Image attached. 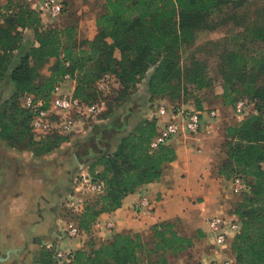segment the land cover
<instances>
[{"label":"trees","instance_id":"1","mask_svg":"<svg viewBox=\"0 0 264 264\" xmlns=\"http://www.w3.org/2000/svg\"><path fill=\"white\" fill-rule=\"evenodd\" d=\"M5 1L0 3V85L7 80L14 91L0 112V138L40 157L71 138L53 133L36 140L31 128L33 113L23 106L25 95L48 102L68 75L76 83L74 96L96 103V83L110 73L119 81L121 95L117 100L123 102L153 69L148 81L151 107L165 99L176 103L184 89L180 61L186 44L194 40L207 14L235 0H105L103 14L96 20L98 33L91 41L79 40L75 24L44 26L40 13L28 0ZM25 31L33 34L37 46L17 57L14 67V52L22 48ZM258 38L264 41V30ZM50 59L55 63L49 77L35 83L33 64L39 67ZM251 60L264 74V55ZM189 80L198 90L209 85L203 74ZM234 81L236 78L226 88ZM244 85L243 91L227 89L224 103L235 105L246 99L255 105L257 114L227 128L228 161L219 174L228 179L232 174L242 176L251 186V192L242 195L234 211L241 224L240 233L231 242L234 258L238 264H264V88L247 82ZM240 95L243 97L238 98ZM194 107L203 109L199 104ZM108 114L109 110L101 119H108ZM157 133V120L144 119L121 138L114 153L94 160L89 172L103 183L104 192L94 201L85 200L82 213L74 217L81 232L90 233L102 214L117 211L128 195L160 180L176 160L172 145L151 149ZM176 223L157 224L149 237L116 234L99 246L90 243L87 249L75 251L73 260L66 264H171L172 257L194 247L192 239L179 234V221ZM47 251L53 264H59L54 251Z\"/></svg>","mask_w":264,"mask_h":264},{"label":"crops","instance_id":"2","mask_svg":"<svg viewBox=\"0 0 264 264\" xmlns=\"http://www.w3.org/2000/svg\"><path fill=\"white\" fill-rule=\"evenodd\" d=\"M43 0H35L32 7L38 11V6ZM66 3V12L59 20H51L41 17L44 26L65 27L75 24L78 27L80 41H91L98 33L97 18L103 14L104 0H62ZM96 2L102 4L96 7ZM2 3V0H0ZM30 31H25L27 35ZM27 43L22 42V48L14 52L17 65V55L26 51ZM37 46L35 42L34 46ZM9 84L12 85L9 87ZM74 91L75 82L61 84L59 93L69 90ZM14 91V85L5 81L0 85V95L5 94L6 88ZM168 102V100H163ZM128 112L122 118L123 124H111L110 119L103 120L105 125L95 130L94 137L98 144H102L99 150L94 149L90 154L80 155L74 153L70 159L60 168L59 175L55 179L40 177V174L28 173L27 168L32 162H41L50 155L37 157L32 152L19 150L0 138V255H15L21 258L30 250L28 240L36 242L37 239H55L59 231V222L63 203L69 192L70 176L81 161L96 159L102 155L112 154L116 151L120 140L134 126L137 118L134 113ZM156 111L151 108L144 111L146 118L152 119ZM169 115L161 119L168 120ZM220 125V124H219ZM219 128L212 133L217 134ZM107 130L103 133L102 129ZM213 137V136H212ZM202 136L184 137L171 143L176 150V160L170 163L163 176L157 182L140 187L135 193L128 195L122 202V206L115 212L102 214L97 221L102 224L112 222L114 229L112 236L116 234H140L149 237L154 226L161 222L176 223L180 235L193 240L194 246L197 239L195 232L201 230L212 237L206 221L201 218L205 214L198 211L205 209L209 213L217 206L211 193L210 173L217 167H222L227 159L225 154L218 156L214 150L215 139ZM67 144V143H66ZM75 165V166H74ZM47 174V172H46ZM66 193V194H65ZM65 194V195H64ZM63 195V196H62ZM148 198L151 209L148 215H138L136 207L142 198ZM201 198H205L201 201ZM215 204V205H214ZM206 205V206H205ZM201 215V216H199ZM208 215V214H207ZM229 218L239 219L234 214L226 215ZM59 221V222H58ZM59 227V228H58ZM102 232L93 227L90 233L82 232L78 239L63 241V248L72 251L83 250L89 237H95L99 242ZM95 241V242H96ZM96 242V243H97ZM194 248V247H193ZM1 255V256H2ZM2 258V257H1Z\"/></svg>","mask_w":264,"mask_h":264},{"label":"rangeland","instance_id":"3","mask_svg":"<svg viewBox=\"0 0 264 264\" xmlns=\"http://www.w3.org/2000/svg\"><path fill=\"white\" fill-rule=\"evenodd\" d=\"M5 2L4 0L2 4H5ZM63 4L64 6L66 5V3ZM101 4L102 2H96V7ZM262 30H264V0L232 1L223 5L218 10L207 14L200 27L196 30L194 40L186 44L185 52L180 61L184 89L179 92L175 102L185 108H193L195 105L199 104L203 108L216 109L219 112V119L214 123V129L219 128V126L221 127L218 133H212L211 137L213 136L215 139V153L218 156H221L222 153L225 154L227 161V144L230 139L227 137L226 130L231 126L241 123L243 120L234 113V104L227 105L224 103V95L229 88L230 91H243L245 87L244 82L251 83L258 88H264V74L251 60L252 58L264 55V41L258 38ZM34 40L31 32L27 35L25 34L23 42L27 43L25 45L26 51L34 46ZM20 55L22 54L17 55V57ZM54 63L55 60L50 59L39 65V67L33 64L35 68L33 81L35 83H40L48 78L50 75V68ZM152 73L153 69L148 72L146 78L138 88H134L128 92L123 102L117 100L121 95L120 87L110 95H97V102L104 103L106 108L105 112L109 110L108 119H110L111 124H115V122L123 124L122 118L126 116L128 112L127 109L134 113V118H137L131 130H133L140 121L146 118L144 111L149 107L151 95L148 93V81ZM196 74H203L206 76L209 85L198 90L197 85L189 80V78H193ZM235 78L236 81H234V84L226 88V84H228L231 79ZM10 86L12 85L9 84V87ZM9 87L6 88L5 94L0 95V112L3 110L5 101L12 96L13 91H10V89H8ZM66 87H69V90L61 93L71 91L70 84ZM240 97L243 96H238V98ZM151 108L157 112V105ZM104 125L105 122L101 121L99 125H96V128L103 127ZM96 128L85 130L71 139L69 143L62 144L59 148L54 149L50 153L51 156L44 161L32 162L28 165V173H38L43 180L46 178H57L60 168L65 163V159H70L75 152L80 155H85L88 153L90 154V151L92 152L94 149L99 150L98 148H100L102 144H98L96 138L93 136ZM106 130L107 129L104 128L102 132L104 133ZM86 160L85 157V162L81 161L79 166L75 164L76 167L74 172H72L70 176L71 185L68 186L67 191H65L69 193L66 201L62 204L64 206L60 215L62 219H60V222L58 221L60 228L58 227L59 231L55 241L74 240L64 238V224L69 221L76 223L74 217L77 214L70 210L68 203L70 196L72 194L74 195L75 189L80 181H82L85 176L90 175L89 168L96 159ZM217 166L213 165V167L216 168L207 176L209 177V182H211L210 189L213 199L215 197L214 200L217 206H215L214 211L212 209L210 213L206 205L205 208L207 213L200 209L198 210L200 214H205V216L201 217L203 221L208 216L228 217L226 215L231 213L234 214V211L243 198L242 195H236L231 192L230 181L234 174L228 179V176L225 177L219 174V170L223 166ZM90 176L92 177V175ZM79 196L91 202L96 200L99 195L86 193L85 195L79 194ZM200 200L204 201L205 198H201ZM199 232L202 231L199 230L195 232L194 238L197 239V242L194 248L179 256L172 257L170 259L171 264H199L202 261H210L223 254L225 256L234 257L231 243L224 248H217L214 244L213 237L203 232V236H200ZM102 236L103 232L99 238V242L95 240V237H89L85 249L89 247L90 243L99 246L112 238L109 234L107 239H103ZM52 238L45 240L39 238L34 243L32 240H28L30 250L28 249L26 254H23L21 258L15 255L11 257L7 255L6 258L0 257V264H48V262H52L53 264L54 260L47 251L50 244H54L56 247V242ZM9 257L10 260L7 262V258Z\"/></svg>","mask_w":264,"mask_h":264},{"label":"built area","instance_id":"4","mask_svg":"<svg viewBox=\"0 0 264 264\" xmlns=\"http://www.w3.org/2000/svg\"><path fill=\"white\" fill-rule=\"evenodd\" d=\"M35 0H28L33 4ZM65 6L62 0H43L38 6L41 17H48L51 20H58L63 14ZM75 82L70 76H66L59 83L52 93L48 102L37 99L33 95H25L23 106L33 113L31 122L32 132L36 140L58 133L62 136H70L71 139L81 134L85 130L94 129L99 125L101 116L106 108L104 103H88L74 96V91L59 93L61 84ZM76 84V83H75ZM120 87L118 79L110 73L104 74L96 83L98 94L110 95ZM157 112L154 119L157 120L158 133L151 142V149H156L161 145H170L178 139L184 137L202 136L209 137L214 129V123L219 119V112L216 109L203 108L201 110L185 108L178 103L157 101ZM234 113L244 120L252 114H257L255 105L246 99L239 100L233 107ZM169 115L168 120L161 119ZM230 189L233 194L243 195L251 192V186L242 176H235L230 181ZM104 192V185L96 181L90 175L85 176L75 189L74 195L69 198L68 207L77 215L84 209L85 199L81 195L86 193L101 195ZM149 199L144 197L136 207L138 215H148L150 213ZM205 212V209H202ZM207 226L214 239L217 248H224L229 245L240 233L241 224L229 217L208 216L205 218ZM95 229L103 232V239L112 236L114 225L112 222L102 224L95 223ZM64 238L78 239L82 232L73 221L64 224ZM57 238L54 239V241ZM63 241H55L47 248L54 251L55 258L59 264L70 263L73 260L74 252L63 248ZM63 243V244H62ZM199 264H238L236 259L224 254L210 261H202Z\"/></svg>","mask_w":264,"mask_h":264},{"label":"flooded vegetation","instance_id":"5","mask_svg":"<svg viewBox=\"0 0 264 264\" xmlns=\"http://www.w3.org/2000/svg\"><path fill=\"white\" fill-rule=\"evenodd\" d=\"M1 255H2V254H1ZM1 255H0V257H5V258L7 257V255H5V254H4V255H2V256H1ZM11 256H12V255H10V257H11ZM10 257H9V258H7V262L10 260Z\"/></svg>","mask_w":264,"mask_h":264}]
</instances>
